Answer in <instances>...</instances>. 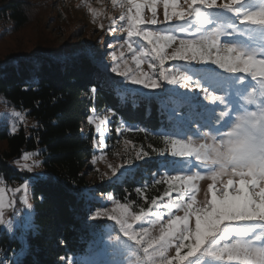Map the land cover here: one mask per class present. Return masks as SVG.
Returning a JSON list of instances; mask_svg holds the SVG:
<instances>
[{"label": "snow or ice", "instance_id": "snow-or-ice-1", "mask_svg": "<svg viewBox=\"0 0 264 264\" xmlns=\"http://www.w3.org/2000/svg\"><path fill=\"white\" fill-rule=\"evenodd\" d=\"M244 2L162 0L163 18L158 19V0H112L113 7L123 10L118 18L127 33L122 47L126 46L135 64L133 70L125 59L122 65L117 63L111 69L113 73L127 76L132 84L149 90L161 89L165 84L190 87L195 83L205 100L225 107L217 117V108L197 103L194 96L180 94L182 100L176 102L170 116L174 125L163 133L165 148L159 152L161 157L167 153L172 158H180L189 168L186 174L169 173L164 177L168 186L164 196H171L173 192L176 196L171 203L165 202L159 207L175 211L162 223L160 234L155 237L148 227L141 226L136 231L130 221H142L150 215L163 221L159 208L155 212L141 209L140 214H134L127 205L117 203L110 211H95L92 220L106 217L118 226L120 234L107 232L106 240L100 241L103 255L110 259H90L84 264H135L131 259L134 256H140V264H195L196 260L201 264H264V52H250L234 40L223 41L226 36L236 38V26L213 22L207 15L212 10L227 12L239 18V25L264 27V8L245 11L241 7ZM145 8L151 10L148 19L143 15ZM90 11L94 17L101 14L91 8ZM174 20H193L195 25L175 33L172 28L145 27L171 24ZM116 23L113 19L112 24ZM145 44L150 47H144ZM123 56V51L119 56L112 53L113 60ZM168 61L184 62L185 66L165 68ZM144 63H148L151 73L143 70ZM193 63L213 64L230 75L222 76L210 69L197 71L190 67ZM194 76L198 77L195 81ZM245 76L255 86L242 93L240 86ZM217 90L223 94H216ZM91 91L95 93L96 88ZM233 96L243 103H234ZM153 98L158 99V94L149 100ZM186 105L191 111L181 114ZM220 119L223 122L217 126ZM88 122L94 121L89 117ZM96 130H100L99 125ZM193 158L204 167L203 172L193 170L196 167ZM23 159L27 162L32 154L24 155ZM33 166L21 165L29 172ZM205 178L212 183L205 199L198 203L197 182ZM27 188L25 182V191ZM159 199L163 200V196ZM157 203L156 199L152 200V205ZM4 209V189L0 188V226H5L11 234L13 224L6 221ZM178 211H183V215L175 214ZM173 248L175 253L170 257Z\"/></svg>", "mask_w": 264, "mask_h": 264}, {"label": "trees", "instance_id": "trees-1", "mask_svg": "<svg viewBox=\"0 0 264 264\" xmlns=\"http://www.w3.org/2000/svg\"><path fill=\"white\" fill-rule=\"evenodd\" d=\"M41 12L42 6L29 0H0V99L36 123L16 134L5 127L0 129V141L6 142L0 153V178L8 188H20L11 195L19 225L11 234L0 233V262L70 264L73 259L72 264H84L76 259L102 260L98 251L106 236L105 227L91 223L98 206L94 195H111L121 204H139L142 194L151 203L166 192L164 183L160 188L154 185L174 158L167 153L161 157L159 152L165 148L163 133L173 127L170 116L182 96L158 94V99L149 100L157 94L149 96L126 89L106 76L103 66L108 55L103 48L94 47L90 55H75L41 27L39 35L33 37L31 31ZM213 106L211 103L208 107ZM189 111L186 105L181 114ZM93 112L113 115L108 150L121 137L148 150V159L132 165L119 179L96 185L89 179L90 163L96 155V136L87 127ZM216 115L219 117V113ZM120 125L135 132L118 135ZM37 151L44 157V177L10 166L11 160ZM24 195L32 204L28 214L22 211ZM9 219L16 222L15 217Z\"/></svg>", "mask_w": 264, "mask_h": 264}, {"label": "rangeland", "instance_id": "rangeland-1", "mask_svg": "<svg viewBox=\"0 0 264 264\" xmlns=\"http://www.w3.org/2000/svg\"><path fill=\"white\" fill-rule=\"evenodd\" d=\"M36 4H40L42 6V12L37 17L36 27L34 31H31L33 37L39 35L41 28L45 30V32L49 35V37L55 41L58 45H62L66 48L67 51L76 55L85 53L92 54L94 51V47L103 48L108 58H106L107 62L103 66L105 70V74L107 77H113L119 83L123 84L126 89L135 90L141 92L145 95H155L161 94L162 97L169 93L180 94L186 93L188 96L196 97V102L199 104H204L210 106L211 103L208 100L204 99V93L200 88H197L195 83H193L190 87H180L179 85H167L165 84L163 88L158 90H149L144 89L140 85H134L131 83L129 77L119 75L118 73H113L111 69L117 66V63L123 64L124 60L127 59L129 61L128 67L135 70V64L132 60L131 53L127 51L126 46L122 47L123 41L127 39V33L122 26V22L119 21V16L123 10L113 7L112 0H29ZM183 0H181V3ZM224 0H219V3H223ZM90 6V7H89ZM245 11H255L260 8H264V0H245L243 5L241 6ZM91 9H94L98 13H101L99 16H93ZM145 19H148L151 16V10L149 8L144 9L143 13ZM210 20L213 22L222 21L231 23L237 28V36L231 37L230 40H234L233 42L238 44L241 47L246 48L250 52L261 53L264 52V27L260 26H252V25H239L238 17H234L232 14L227 12H220L216 10H212L207 13ZM157 17L158 19L163 18V3L162 0H158L157 4ZM116 19L117 23L115 25L112 24V20ZM194 26L195 21L189 20L185 22L172 21L171 24L165 25H145L148 28H160L163 30H168L170 27L173 29L175 33L178 29H186L188 26ZM41 27V28H39ZM112 28V31L109 29ZM192 28V27H191ZM39 30V31H38ZM178 34V33H177ZM38 38V37H37ZM104 39L107 40V43H104ZM136 38H134L135 40ZM223 41H227L226 38H222ZM144 47L148 48L150 46L144 45ZM175 47V45L173 46ZM123 51L124 56L121 57L118 61L112 59V53L115 52L117 56ZM169 52L172 49H168ZM184 62L178 61H168L165 64V68L169 67H181L183 68ZM143 70L145 72L151 73L152 69L149 68L148 63H144L142 65ZM193 69L197 71L210 69L216 72H219L222 76H229L230 74L223 72V70L219 69L216 65L213 64H196L193 63L190 65ZM123 70V69H122ZM159 71V69H157ZM191 75V73H190ZM244 76V74H239ZM234 78V77H233ZM194 81L198 79V77H193ZM207 86V85H205ZM255 86V82L251 80L250 77H244V84L240 86V91L248 92L251 87ZM210 91H212L210 89ZM257 93L259 92L258 86L256 87ZM218 94V93H216ZM219 94H223L219 92ZM181 97V96H180ZM234 103H243V101L239 100L235 96L232 97ZM217 108V113L225 106L215 104L213 106ZM16 113L20 115L17 116ZM93 119V123H89L87 120V127L89 130H92L94 135L96 136V140L94 143L96 149V155L92 159L90 166L91 171L89 175V179L93 185L102 183L104 181L111 182L113 180L119 179L123 173L130 169L132 165L137 162L144 161L148 159L147 156H144L143 153L147 152V147L139 146L134 144L133 142H128L122 139L117 141V145L113 146V149L108 150L107 140L113 134L111 131L114 129L111 126L112 123V113L104 112V113H91L90 116ZM226 119V118H225ZM104 121V123H101ZM219 123L217 126L223 122L222 119L218 120ZM97 125H99V131H97ZM36 123L34 120L29 118L25 112L17 110L15 108L10 107L7 102L0 99V129L7 128L11 133L16 134L23 127H35ZM195 130H198L194 128ZM117 134L120 135L122 132H135L132 129L126 128L123 125L117 127ZM200 142H203L202 140ZM6 147V142L0 141V153ZM152 147V145H151ZM26 154H32V159L27 162L24 161L23 157ZM139 154V155H138ZM20 159L11 160L10 166L22 172H29L27 169L22 168L21 165L24 163H28L29 165H34L31 172L39 177H44L47 173L44 168V157L40 155V152L37 151L35 153L26 152ZM169 156V155H168ZM93 161H95L93 163ZM175 166L171 163L169 168H166L164 171V176L161 180H157L155 182V188H160V185L166 186V191L168 189L167 183L165 182L164 177L167 174H178V173H187L189 168L181 162L180 158H174ZM193 163L196 167L193 169L194 171H204V167L199 165V162L194 161ZM172 167H175L172 169ZM210 179H203L197 182V187L199 189L197 193V201L202 202L205 199V194L207 193L208 186L211 184ZM0 188L4 189V203L5 209L8 214L6 221L9 218L16 219V222L12 221L13 224V232L19 225V215L15 216L14 213V199L11 195H15L20 188H8L7 185L0 178ZM210 193H208V198L210 199ZM141 202L137 203H126L134 214H140L141 209L144 211L155 212L158 208L159 211L163 214L164 220L160 221L154 216L145 217L142 221H130L133 223V227L136 231H139L141 226L148 227L150 229V234L152 236H159L160 228L162 223H166L167 218L172 214V209L159 207L165 202L171 203L172 198L176 196V193H171V196H163V200L157 198V205H152L145 194L140 195ZM161 196V197H162ZM95 201L98 203L95 211H110L112 208H115L118 201L114 200L111 195H94ZM25 199H27V203H24ZM28 196L24 195L21 199L23 207L22 211L26 214L32 211V204H29ZM121 204V203H120ZM95 213V212H94ZM93 213V215H94ZM175 214L183 215V211L175 212ZM14 219V220H15ZM152 221V223H149ZM194 217L192 223L194 225ZM91 223L102 225L106 228L107 232H112L113 234H120L118 226L115 225L113 221H109L106 217H101L97 220H92ZM3 231H7L5 226H0V233ZM106 240V236L103 237ZM127 243V242H126ZM128 248H132L131 244H127ZM102 260L110 259V257H105L103 255V248L98 251ZM175 253V249H171L169 252V256H173ZM135 264H140V256H134L131 258ZM86 258H78L76 261L80 263H84ZM101 260V261H102ZM73 259H70V264H72ZM195 264H201V261L196 260Z\"/></svg>", "mask_w": 264, "mask_h": 264}]
</instances>
